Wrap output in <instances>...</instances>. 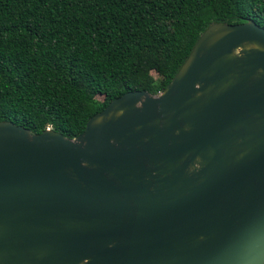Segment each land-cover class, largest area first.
I'll return each instance as SVG.
<instances>
[{
    "label": "water",
    "instance_id": "95a60500",
    "mask_svg": "<svg viewBox=\"0 0 264 264\" xmlns=\"http://www.w3.org/2000/svg\"><path fill=\"white\" fill-rule=\"evenodd\" d=\"M0 264H264V27L212 23L73 139L0 121Z\"/></svg>",
    "mask_w": 264,
    "mask_h": 264
},
{
    "label": "trees",
    "instance_id": "16d2710c",
    "mask_svg": "<svg viewBox=\"0 0 264 264\" xmlns=\"http://www.w3.org/2000/svg\"><path fill=\"white\" fill-rule=\"evenodd\" d=\"M249 20L264 0H0V121L73 139L124 93L162 92L212 23Z\"/></svg>",
    "mask_w": 264,
    "mask_h": 264
},
{
    "label": "rangeland",
    "instance_id": "374dc122",
    "mask_svg": "<svg viewBox=\"0 0 264 264\" xmlns=\"http://www.w3.org/2000/svg\"><path fill=\"white\" fill-rule=\"evenodd\" d=\"M153 76H155V74Z\"/></svg>",
    "mask_w": 264,
    "mask_h": 264
}]
</instances>
